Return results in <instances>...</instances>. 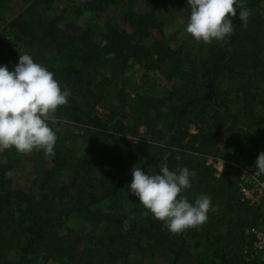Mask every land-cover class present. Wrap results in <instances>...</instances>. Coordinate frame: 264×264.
Returning a JSON list of instances; mask_svg holds the SVG:
<instances>
[{
	"label": "trees",
	"instance_id": "16d2710c",
	"mask_svg": "<svg viewBox=\"0 0 264 264\" xmlns=\"http://www.w3.org/2000/svg\"><path fill=\"white\" fill-rule=\"evenodd\" d=\"M3 1L0 64L12 70L19 54L11 40L26 42L34 61L71 92L50 127L59 136L53 126L74 124L86 149L74 155L59 138L52 166L40 169L31 191L12 184L23 154L0 152V264H144L159 255L171 264H264L246 231L264 218L258 206L241 200L236 173L252 165V144L264 148V0L242 5L251 10L247 27L237 8L230 18L234 31L199 49L184 40L171 45L176 33L164 35L156 0H145L142 10L119 0L128 29L112 25L100 39L91 27L71 33L41 18L37 0H22L24 6L6 18ZM82 1L86 9L113 2ZM167 4L188 7L186 0ZM154 30L157 36L144 44ZM148 60L164 64L171 84L161 93L130 96L124 72L131 61ZM141 127L150 138L146 144L132 140ZM217 159L223 160L219 174ZM162 162L170 170H190L191 187L181 195L211 197L199 228L172 234L128 192L133 166L158 172ZM8 170L11 178L4 176ZM70 218L79 224L71 236L60 231Z\"/></svg>",
	"mask_w": 264,
	"mask_h": 264
},
{
	"label": "clouds",
	"instance_id": "9594fccd",
	"mask_svg": "<svg viewBox=\"0 0 264 264\" xmlns=\"http://www.w3.org/2000/svg\"><path fill=\"white\" fill-rule=\"evenodd\" d=\"M245 3L246 0H186L189 14L185 31L205 44L223 41L234 31L230 18L237 15V8L241 27H247L251 10L242 6ZM106 43L101 41V46ZM70 95L69 88L30 54H19L12 70L0 64V152L14 148L21 154L37 150L46 157L54 156L57 135L49 120L59 106L68 103ZM254 168L258 175H264V152H258ZM4 176L11 178L13 172L8 170ZM131 177L128 192L172 234L199 228L207 221L211 197L201 193L189 200L181 195L191 187L188 168L170 170L162 162L158 172H145L133 166Z\"/></svg>",
	"mask_w": 264,
	"mask_h": 264
},
{
	"label": "rangeland",
	"instance_id": "374dc122",
	"mask_svg": "<svg viewBox=\"0 0 264 264\" xmlns=\"http://www.w3.org/2000/svg\"><path fill=\"white\" fill-rule=\"evenodd\" d=\"M37 10L43 19L55 20L61 29H67L66 31L78 32L84 27H91L94 37L96 39L102 38V34L108 30V27L112 25H119L128 29L126 21L123 19L124 8L119 5V0H113V2L104 3L100 2L97 9L91 6L86 9L82 0H37ZM82 2V3H81ZM5 4L6 18L14 16L23 6L22 0H6L3 1ZM156 4L159 7V11L155 8V13L158 12V18L162 20L163 33L165 36H169L176 33L175 39L171 42V45H176L182 40L191 44L195 49H199L201 43L194 40L185 31V24L187 23V17L189 14V8H172L167 4V0H156ZM132 10H142L145 7V0H132L129 5ZM2 24L0 25V33L2 32ZM152 34L145 38L142 42L149 44L154 36H157V31H152ZM14 43L18 54H30L29 45L21 41L11 40ZM42 62V60L40 61ZM165 66L162 63H155L151 61H145L143 64L136 62H130L122 77V83L125 92L130 96H134L136 93L148 94L150 91L155 93L160 92L162 88L170 86L171 82L166 81L163 77ZM57 128L59 136L57 140L62 139L64 144L70 147L74 151V155L81 154L86 149V142L79 135L82 130L78 129L77 126L70 122L59 123L53 126ZM190 131L194 130V125L189 126ZM243 130V129H241ZM241 134V131H238ZM79 135V136H78ZM56 140V141H57ZM133 142H142L146 144L150 142V138L144 134V128L139 129V134L133 136ZM257 144V143H256ZM252 144L254 150V157L252 159V165L249 167H239L236 173L239 176L244 174L255 175L257 178H262V175H258L254 172V162L258 152H264V148H260V144ZM222 160V159H221ZM223 161V160H222ZM52 166L51 157H46L43 152L33 150L30 153H24L22 161L15 169L14 176L12 179L13 187L20 188L26 191L35 190L33 179H36L41 168H49ZM223 167V165H222ZM217 170L216 173L222 170ZM249 173V174H248ZM79 224L75 218H70L60 228L61 233H69L73 235ZM68 235V234H67ZM10 259L15 258L13 252L9 255ZM16 259V258H15ZM35 264H42L40 260H36ZM46 264H55L54 261H48ZM144 264H171V258L168 255H159L154 259H145Z\"/></svg>",
	"mask_w": 264,
	"mask_h": 264
},
{
	"label": "built area",
	"instance_id": "2783aa9c",
	"mask_svg": "<svg viewBox=\"0 0 264 264\" xmlns=\"http://www.w3.org/2000/svg\"><path fill=\"white\" fill-rule=\"evenodd\" d=\"M222 165L221 159H217L213 163L217 170H220ZM244 173L239 176L241 178L239 185L241 200L247 204L258 206L261 216L264 218V180L249 173L246 176ZM262 221L259 225L248 227L246 230L253 235L252 252L257 254L260 259L264 258V220Z\"/></svg>",
	"mask_w": 264,
	"mask_h": 264
}]
</instances>
